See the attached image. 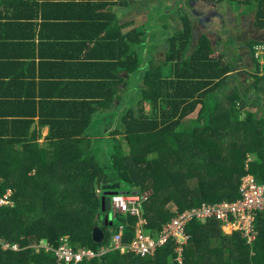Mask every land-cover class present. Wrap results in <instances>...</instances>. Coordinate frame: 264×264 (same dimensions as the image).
I'll return each instance as SVG.
<instances>
[{
  "label": "trees",
  "instance_id": "obj_1",
  "mask_svg": "<svg viewBox=\"0 0 264 264\" xmlns=\"http://www.w3.org/2000/svg\"><path fill=\"white\" fill-rule=\"evenodd\" d=\"M212 2H227L241 14L254 12L253 24L262 37L247 43L254 68L241 69L230 51H220L207 34L197 37L187 14L182 30L171 34L165 58L155 65L144 57L141 43L145 41L127 33L124 70L143 74L145 88L134 101H129L130 94L122 97L130 106H123L122 117L108 138L83 136L92 126L97 107L111 102L108 96L102 101L95 99L110 85L103 81V75L95 77L98 85L94 80L93 99L74 101L73 120L59 125L60 129L79 132H52L45 148L35 132L30 133L37 112L27 109L22 100L26 96L5 94L11 100L0 101V195L11 191L15 205L0 208V236L21 249L0 245V264H57L55 251L42 246L43 241L56 248L67 242L76 251L103 252L79 264H264V212L257 215L256 239L251 242L242 232L226 233L220 220L190 222L187 229L191 238L182 261L173 242L144 257L110 248L120 226L112 232L110 224L96 220V214L103 213L98 192L152 191L144 204L145 228L156 233L188 208L203 202L237 200L245 174L264 182V55H255V47L264 45V0ZM145 30L140 32L141 38ZM241 71L248 76V85L244 91L227 93L233 75ZM29 80V84L35 83ZM23 83L18 77L4 86ZM80 85L84 90L85 81ZM47 96L53 100L49 104L55 105L57 100ZM10 101H18L21 107L8 111ZM59 101L73 99L59 97ZM143 102L146 108L138 111L136 106ZM149 105L152 114L147 111ZM199 105L197 117H190ZM41 113L53 119L50 124L58 129L57 113ZM183 125L190 126L183 130ZM124 182L132 188L124 189ZM170 202L177 205L174 212L167 208ZM117 215L120 224H128L123 243H129L135 236L136 218ZM98 224L106 230L103 242L93 238Z\"/></svg>",
  "mask_w": 264,
  "mask_h": 264
},
{
  "label": "crops",
  "instance_id": "obj_2",
  "mask_svg": "<svg viewBox=\"0 0 264 264\" xmlns=\"http://www.w3.org/2000/svg\"><path fill=\"white\" fill-rule=\"evenodd\" d=\"M153 2L0 0V101L11 100L5 94L26 96L22 100L27 109L37 112L30 133L35 132L42 148L49 146L47 138L52 132L59 135L79 132L60 129L59 125L73 120L74 101L93 99L94 80L99 74L110 85L101 89L102 94L97 88L96 93L100 96L95 99L102 101V97L108 96L110 100L107 101L111 102L97 107L92 126L83 136L92 139L109 137L122 117L123 106L129 107V101H134L133 98L145 88L143 74L124 70V35L131 32L133 37L145 41V44L141 43L144 57L154 65L165 58L170 48L172 33L166 23L150 22L153 16L148 15ZM144 29L145 36L141 38L140 32ZM164 70L169 71V67L165 66ZM18 77L24 81L22 86H4ZM29 79L35 83L29 84ZM81 81H85L84 90ZM95 81L98 85V80ZM129 94V101L123 102L122 97ZM47 95L57 100L55 105L49 104L53 100ZM59 97H71L73 101H59ZM17 106L21 107L18 101L15 104L10 101L8 111ZM42 111L58 114V129L50 124L53 119L43 116ZM167 208L174 212L177 205L170 202Z\"/></svg>",
  "mask_w": 264,
  "mask_h": 264
},
{
  "label": "built area",
  "instance_id": "obj_3",
  "mask_svg": "<svg viewBox=\"0 0 264 264\" xmlns=\"http://www.w3.org/2000/svg\"><path fill=\"white\" fill-rule=\"evenodd\" d=\"M256 57L264 55V45L255 47ZM263 60V59H261ZM248 173L245 180L240 184V197L235 201L203 202L200 206L188 208L166 222L163 228L156 233L148 231L145 226L148 221L145 217L144 204L149 200L151 191L144 193H113L111 195V211L123 214L127 217H135V236L129 243H123V237L127 229V223H122L119 232L113 235L110 248L120 249L124 254L133 253L138 256L154 255L158 249L175 243V252L178 260L182 261L184 247L191 238L188 232V224L197 219H216L222 221L223 230L226 227L232 229V233L244 232L249 242L256 239L255 222L257 215L264 212V182H259L253 175ZM8 195H0V208L13 206L12 192ZM241 228V229H240ZM242 232V234H243ZM45 242V243H44ZM42 246L47 250H54L58 259L57 264H79L86 258H94L102 253H96L91 249L76 251L67 242L59 247H54L50 242L43 241ZM0 245L3 249L20 250L18 244L5 242L0 236ZM40 248V247H38ZM108 248L107 250H109Z\"/></svg>",
  "mask_w": 264,
  "mask_h": 264
},
{
  "label": "rangeland",
  "instance_id": "obj_4",
  "mask_svg": "<svg viewBox=\"0 0 264 264\" xmlns=\"http://www.w3.org/2000/svg\"><path fill=\"white\" fill-rule=\"evenodd\" d=\"M150 1L151 0H149V2ZM154 1L155 2L151 3L153 4L152 11H150L148 15L153 16L150 21L151 23L154 22L157 25H163L166 23L168 29L171 30V33L175 34L182 30L183 17L187 14L193 22V28L197 37L201 36V34H207L213 40L214 46L220 51H223L225 48L230 51L231 59L233 58L232 60L239 61L237 64L243 66L241 69L252 70L254 68L255 65L250 55V47L247 43L251 39H262L258 29H256L253 24L252 16L254 12L241 14L235 6L229 5L227 2L215 5L212 0ZM261 62H264V58ZM233 77V81L227 86V93L231 95L236 89L244 91L246 85L249 83L248 76L244 75L242 71L238 72V74L235 73ZM142 107L146 108L144 102L143 104H140L139 107L137 105L136 109L140 111ZM200 109L201 105L198 106L193 115H198ZM149 110V114H152V108L150 105L147 107V111ZM189 121L192 122V120ZM189 126L190 125H183L182 129L187 130ZM246 176L247 174H245L241 180H245ZM123 188L131 189L132 187L124 182ZM12 202L14 206L15 201L13 199ZM101 220H104V213H101ZM110 222V229L112 232L115 230V226H120L121 222L115 211H110ZM231 231L233 230L226 227V233L232 234ZM242 235H245L244 232Z\"/></svg>",
  "mask_w": 264,
  "mask_h": 264
},
{
  "label": "water",
  "instance_id": "obj_5",
  "mask_svg": "<svg viewBox=\"0 0 264 264\" xmlns=\"http://www.w3.org/2000/svg\"><path fill=\"white\" fill-rule=\"evenodd\" d=\"M115 193L113 191H105L104 193L98 192V197L101 199V208L104 213V221L106 225L111 224L110 222V211L111 209V195ZM108 205V206H107ZM101 219V215L97 214L96 220ZM93 238L98 242H103L106 239V230L103 229L102 224H98L93 228Z\"/></svg>",
  "mask_w": 264,
  "mask_h": 264
}]
</instances>
